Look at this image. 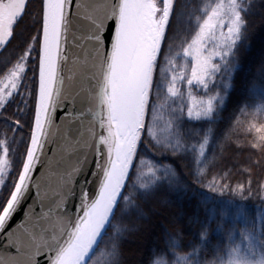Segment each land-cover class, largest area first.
Here are the masks:
<instances>
[{
  "label": "snow or ice",
  "instance_id": "snow-or-ice-1",
  "mask_svg": "<svg viewBox=\"0 0 264 264\" xmlns=\"http://www.w3.org/2000/svg\"><path fill=\"white\" fill-rule=\"evenodd\" d=\"M34 2L36 12L33 15L29 11L33 0H0V3L10 5L13 9L7 19L0 23V48H4L17 36V27H21L20 36L24 37L22 47L0 60V67L5 69L0 75V118L6 125L5 139H0V176L6 173L15 177L8 184L0 179V186H4V191L0 193V235L7 232L8 243L5 248L16 249V257L6 255L0 258V264H21L18 257H23L24 264H88L90 252L98 237L102 235L108 222L113 220L114 208L121 193L130 183L136 184L132 169L136 166L141 142L144 146L147 142L158 152L170 151L173 157H181L178 152L179 140L183 139L184 134L179 127L181 118L178 115L174 126L176 144H172L170 140L166 143H153L152 140V119L156 116V101L160 98L161 87L156 78V70L160 67L161 73L164 72L161 57L165 54V45L170 44L175 6L173 0H162V4L157 0H110L102 15L86 17L90 21V31L81 29L79 35H76L78 30L73 25V0ZM75 6L77 9L81 7L79 4ZM252 7L251 3L247 5L249 10ZM245 11V6L237 0H230L226 10L223 4L212 9L211 14L200 25L199 31L186 42L183 55L191 59L190 76L172 75L167 88L172 97L178 95L179 90L175 86L178 79L186 78L189 85L196 83L207 87L209 76H230L236 70L238 65L233 57L238 43L246 36V19L242 15ZM29 16L32 17L35 33L28 32L25 36L27 30L22 26ZM225 25L227 33L221 32L223 46L218 52H209L205 47L206 38L218 26L223 29ZM70 31L73 33L71 43ZM73 44L78 45L79 51L84 54L86 65L91 61V68L81 73L80 86L83 90L66 93L63 90L64 70L69 63V52ZM24 45L27 46L26 50ZM145 52L149 53L146 60L142 59ZM153 52L154 55H151ZM216 57L222 63L215 62ZM167 60L168 58L165 59ZM30 67L33 70L38 68V79L35 71L29 76ZM142 69H147L146 78ZM261 74L264 75V69H261ZM84 85H87L86 89ZM230 87V84L224 85L221 89L224 95L218 94L210 98L207 105L201 106L194 114L189 108V119L212 121L213 114L230 103ZM17 96L20 103L15 107L19 110L21 104L24 105L25 118L19 119L17 112L9 123V117L4 113ZM92 100L99 109L94 115L98 116L100 132L96 131V124L87 128L84 125L89 116L84 107ZM213 101H218V105ZM77 113L79 120L74 119ZM57 119L60 123L71 121L65 141L78 149L85 161L87 152L96 145V138L99 137L103 150L96 147L95 174L99 175L98 190L91 200L81 195L73 219L68 215L67 201L74 195V188L65 183L61 189L62 198L56 205V214L61 218L68 217L67 227L59 236L53 235L51 239L46 234H30L32 246L26 249L23 241L14 238L18 229L9 232L8 228L22 206L32 198L33 191L35 199L25 216H43V207L39 214L35 212L37 201L43 205L40 178L35 173L48 158L50 145L55 144V140H50L49 137ZM25 129L27 131L17 141L15 133ZM9 132L13 133L10 139L7 138ZM193 135L201 133L193 131ZM211 135L212 129L203 133L199 156H204L208 137ZM86 136H91L90 143L84 139ZM16 144L19 147H13ZM260 144H264V135L260 136ZM259 146L253 144L254 148ZM10 155L16 157L11 164ZM10 167L13 168L12 172L8 171ZM82 171V168H75L73 176ZM172 173L171 168L164 167L163 175L157 181H171ZM218 175L219 179L213 176L206 181L203 175L194 171V183L200 184L213 195L232 194L241 200L253 193L251 179L247 185L238 182L233 187L231 183L225 182L229 179L228 175ZM73 176L67 177V180H72ZM105 182L110 187L102 196L101 190L104 189ZM257 191L264 193V182L259 184ZM130 199V195L124 196L125 202ZM26 223L22 222L20 227L26 226ZM248 241L253 258L236 255L228 264H264V250L257 258L252 237ZM260 244L264 246V238L260 240ZM117 247L113 242L108 264H121ZM233 251L238 252V249Z\"/></svg>",
  "mask_w": 264,
  "mask_h": 264
},
{
  "label": "trees",
  "instance_id": "trees-1",
  "mask_svg": "<svg viewBox=\"0 0 264 264\" xmlns=\"http://www.w3.org/2000/svg\"><path fill=\"white\" fill-rule=\"evenodd\" d=\"M203 1L173 0L175 12L172 17V36L161 57L162 67L167 48L172 46L171 51L174 52L191 37L201 19L199 4ZM241 3L246 8L242 13L246 19V36L236 48L234 62L238 66L226 78V84L231 85L228 89L231 99L217 114H213L212 121L187 120L185 107L182 106L179 112L177 106L184 95L171 100L167 92V74H162L160 67L156 70V78L161 85L156 115L160 111V116L167 117L173 131L177 124L176 116L181 118L179 127L184 134L183 139L179 140L181 149L190 145L189 136L193 132L189 129L202 134L212 129L204 156L195 164L193 157H189V150L179 151L181 157L175 158L170 151L158 152L147 142L145 146L141 142L136 166L132 169L136 184L130 183L121 193L113 220L109 222L88 264H108L113 242L118 246L121 264H226L242 239L256 233L249 207L260 206L264 202V193L257 191L259 184L264 182V144H260V136L264 135V75L261 74V69H264V0H241ZM249 3L253 4L250 10L247 8ZM221 89L222 86L213 84L198 89L196 94L199 98L224 95ZM18 103L19 96L4 113L9 117V123L17 112L19 119L25 118L24 105L21 104L17 110L15 106ZM167 109L172 112L170 115ZM161 122L159 125L164 126V122ZM5 127L4 120L0 118V139H5ZM257 129L262 131L258 132ZM25 131L15 133L17 141ZM164 133L169 135L168 132ZM12 135L9 132L7 138L10 139ZM157 142L163 143L161 140ZM253 144L260 146L254 148ZM13 147H19V144ZM15 159L10 155V164ZM147 161L171 168L173 179L157 181L163 175L162 171L157 172L155 178L147 176L137 179L142 169L141 163ZM257 161L260 163L257 164ZM8 171L12 172L13 168L10 167ZM194 171L203 175L206 181L213 176L219 179L218 174L228 175L229 179L225 182L231 183L233 187L238 182L247 185L251 179L253 193L243 200L232 194L213 195L200 184L194 183ZM14 178L6 173L0 176L6 184ZM3 191L4 186H0V193ZM125 195L131 196L128 202L124 201ZM256 234V244L262 251L264 246L260 240L264 238V228ZM140 241L144 242L135 259L134 250Z\"/></svg>",
  "mask_w": 264,
  "mask_h": 264
},
{
  "label": "water",
  "instance_id": "water-1",
  "mask_svg": "<svg viewBox=\"0 0 264 264\" xmlns=\"http://www.w3.org/2000/svg\"><path fill=\"white\" fill-rule=\"evenodd\" d=\"M159 1L162 3V0ZM109 3L110 0H73L72 11L75 13L73 25L78 30L76 35H79V30L81 29L85 32L90 31V21H88L86 17L102 15L106 11V6ZM76 4H79L81 7L77 9L75 6ZM10 9H12L11 6ZM72 35L73 33L70 31V43ZM88 47L90 48L91 45H88ZM151 55H154V52L151 53ZM69 56V63L64 70L65 82L63 90L66 93L74 91L79 92L83 90L80 86L81 73L86 69L91 68V61H89L86 65L84 63V54L79 51V46L74 44L71 46ZM77 56H79V60H77ZM142 59L146 60L147 56L143 55ZM142 71L144 72L146 78L148 74L147 69H142ZM84 88L86 89L87 85H84ZM84 111L89 113L88 118L84 121L85 127L87 128L92 124H96V131L100 132L101 129L97 123L98 116L94 115L99 112L95 101L92 100L85 105ZM60 115H64V113H60ZM74 119L79 120V113L75 114ZM70 124L71 121H64V123H60L59 119H57L56 124L52 126L49 139H54L55 144L50 145L48 158L44 160L43 167L35 173V175L40 178L41 198L43 199V205H41L39 201L36 202L35 212L39 214L41 212V207H43V216H25V212L28 210L29 205H32L33 200L35 199V191H33L32 198L27 200L21 210L17 213L15 219L10 222L8 231L10 232L13 229H18L15 232L14 238L23 241L26 249L32 246L30 234L35 233L38 236H44L46 234L47 238L51 239L53 235L59 236L63 229L67 227L68 217L65 216L61 218L56 214V205L62 198L61 189L65 183L74 188V195L67 201L68 215H70L73 219H75V209L76 205L80 202L81 195H84L86 198L88 197L91 200L95 198L97 194L99 175L95 174L96 147L103 150V145L99 144V137H97L96 145H94L93 148L87 152V160L85 161L84 155L73 145L65 141ZM73 135H75L74 132ZM84 139L89 143L92 140L91 136H86ZM75 168H82L83 171L78 175L73 176ZM69 176H73V179L67 180V177ZM109 187V184L105 182L104 189L101 190L102 196L109 190ZM50 211L51 214H49ZM24 221L27 222L26 226L20 227L21 223ZM107 226L108 225H106L105 229L102 230V235L98 237L96 245H94L90 252V257L97 248L105 230L107 229ZM6 237L7 232L0 235V258L6 255L9 257H16V249L14 247L5 248V245L8 243ZM18 259L21 264H24L23 257H18Z\"/></svg>",
  "mask_w": 264,
  "mask_h": 264
},
{
  "label": "rangeland",
  "instance_id": "rangeland-1",
  "mask_svg": "<svg viewBox=\"0 0 264 264\" xmlns=\"http://www.w3.org/2000/svg\"><path fill=\"white\" fill-rule=\"evenodd\" d=\"M158 3L162 4L159 0H157ZM238 3H241V0H237ZM230 3V0H204L200 6L202 15H201V19L199 21V23L196 25V28L194 30V32L192 33L191 37L195 35L196 32L199 31V27L200 25L204 22L205 19H207L208 15L211 14L212 9L215 8L218 4H223L225 6V10L227 8V5ZM223 31V33H227V27L226 25L223 27V29H221L219 26L214 30V33H210L208 35V37L205 40V47L207 48V50L209 52H213V51H219L220 48L223 46L222 44V36H221V32ZM191 37H189L188 40H185L183 43L180 44V46L178 47L177 50H175L174 52H172V46L171 48L168 47L167 48V54L164 57V74H167L168 77V86L169 83L171 82L172 79V75L175 74L177 77H180L182 74H187V76H190V65H191V59L190 57H185L183 55V50L184 47L187 46L186 42L191 40ZM237 48V47H236ZM235 53H236V49H235ZM168 58L167 61H165V59ZM235 59V56L233 57V60ZM215 62L217 63H222V61L219 60V57L215 58ZM228 75H224L221 76V74H216L214 76H209L207 78V87H204V85H200V84H196L193 83L192 85H189L187 82V79H178L176 81L175 86L177 87L178 91V95L176 97H172L169 93H168V97L171 100H174L177 97H180V95H184L183 100L180 102L181 104L178 103V111L181 112V108L182 106L185 107V114H186V119L192 122H198L200 120H196L194 118L189 119L188 117V111L189 108H191L193 110V114L201 107V106H206L207 102L210 98L215 97L216 94H214L213 96L211 95H207L205 97L199 98L198 95L196 94L198 89H205L208 88V86L215 84L216 87L218 86H224L227 85L226 84V78ZM182 90V91H181ZM217 90V89H216ZM216 92V91H215ZM214 104H218V101H213ZM160 112V111H159ZM158 114L155 116L154 119H152V132H153V136L152 139L155 143H157V141L166 143L167 141H172V144H176L177 143V137L175 136V131L172 130V128L169 125V120L167 117L165 116H160ZM168 114L170 115L172 112H169V109H167ZM201 120H205V119H201ZM164 122L163 125L164 126H160L159 122ZM161 122V123H162ZM167 129V130H165ZM191 130V132L196 130ZM170 131V132H169ZM173 131V132H172ZM164 132H168L169 135H166V133ZM198 133V132H197ZM190 140V145L191 147L187 146V147H182L178 149L179 151L184 150L185 148H187V150H189L191 153L189 154V157H193V163H197L200 159L201 156H199V148H200V144L203 143V134L201 133V135H193L191 134ZM195 139H192V138ZM160 143V142H159ZM193 149H195V151H193ZM197 151V152H196ZM155 163L152 162H142L140 167L142 168L139 172H138V177L137 179H140L142 177H146L147 176H152L153 178H155V176L157 175V172L162 171L164 167H160V166H156L154 165ZM193 164V167L195 168L196 165ZM136 179V181H137ZM138 182V181H137ZM152 183V182H150ZM140 186H143V184H141ZM264 199V197H263ZM249 209L251 210V214H253V219L252 221L254 222L253 225V229L256 233H260L262 228H264V202L260 205V206H250ZM250 234L247 237H245L244 239H242L241 244L237 247L238 252H234L232 254V256L230 257L229 260L231 259H235L236 255H240V256H247L249 259H252V252L249 251V247H248V238L252 237V244L255 246L254 247V251L256 253L257 258L259 257L261 251L258 249V245L256 244V237L257 234ZM144 241H140L138 242L137 248L134 250V258L136 259L138 257L139 254V250H140V246L142 245ZM228 260V262H229ZM228 262L226 264H228Z\"/></svg>",
  "mask_w": 264,
  "mask_h": 264
},
{
  "label": "flooded vegetation",
  "instance_id": "flooded-vegetation-1",
  "mask_svg": "<svg viewBox=\"0 0 264 264\" xmlns=\"http://www.w3.org/2000/svg\"><path fill=\"white\" fill-rule=\"evenodd\" d=\"M11 11H12V9H10V6H6L4 3H0V23H3L7 19V17L10 15ZM29 11L33 15L36 12V5H35L34 0H33V3L29 5ZM22 27L26 28V30H27L25 32V36L27 35L28 32H31L33 34L35 33V28L32 27V17L31 16L26 17V23ZM20 31H21V27H17V29H16L17 36L14 37V39L9 44H7L4 48H0V60H3L5 57H8L10 53H13L14 51L18 50L19 47H22L24 37L20 36ZM24 47L26 50L27 46L24 45ZM31 64H32V61L30 60L29 65H31ZM4 70L5 69H3V68L0 69V75H2ZM33 71L38 73V68L33 70L30 67V70L28 73L29 76L33 75Z\"/></svg>",
  "mask_w": 264,
  "mask_h": 264
},
{
  "label": "bare ground",
  "instance_id": "bare-ground-1",
  "mask_svg": "<svg viewBox=\"0 0 264 264\" xmlns=\"http://www.w3.org/2000/svg\"><path fill=\"white\" fill-rule=\"evenodd\" d=\"M143 55H144V56H148V55H149V53L145 52Z\"/></svg>",
  "mask_w": 264,
  "mask_h": 264
}]
</instances>
